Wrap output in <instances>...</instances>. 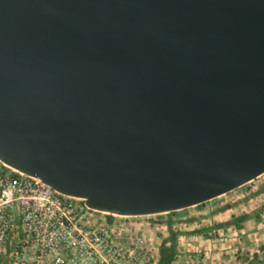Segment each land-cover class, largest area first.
<instances>
[{
    "label": "water",
    "instance_id": "95a60500",
    "mask_svg": "<svg viewBox=\"0 0 264 264\" xmlns=\"http://www.w3.org/2000/svg\"><path fill=\"white\" fill-rule=\"evenodd\" d=\"M0 164L145 217L264 174V0H0Z\"/></svg>",
    "mask_w": 264,
    "mask_h": 264
},
{
    "label": "rangeland",
    "instance_id": "374dc122",
    "mask_svg": "<svg viewBox=\"0 0 264 264\" xmlns=\"http://www.w3.org/2000/svg\"><path fill=\"white\" fill-rule=\"evenodd\" d=\"M80 225L91 236V249L78 264H264V174L170 215L118 217L87 210ZM51 261L52 256L34 257L30 264Z\"/></svg>",
    "mask_w": 264,
    "mask_h": 264
},
{
    "label": "built area",
    "instance_id": "2783aa9c",
    "mask_svg": "<svg viewBox=\"0 0 264 264\" xmlns=\"http://www.w3.org/2000/svg\"><path fill=\"white\" fill-rule=\"evenodd\" d=\"M3 168L0 250L17 232L28 253L37 259L52 256L51 264H78L80 258H87L91 236L82 230L80 221L90 209L84 201L61 195L37 178Z\"/></svg>",
    "mask_w": 264,
    "mask_h": 264
},
{
    "label": "crops",
    "instance_id": "0c3cea01",
    "mask_svg": "<svg viewBox=\"0 0 264 264\" xmlns=\"http://www.w3.org/2000/svg\"><path fill=\"white\" fill-rule=\"evenodd\" d=\"M4 172L5 169L0 167V174H4ZM21 242V235L14 232L8 238L5 247L0 250V264H30L34 257L28 253V247L23 246Z\"/></svg>",
    "mask_w": 264,
    "mask_h": 264
},
{
    "label": "trees",
    "instance_id": "16d2710c",
    "mask_svg": "<svg viewBox=\"0 0 264 264\" xmlns=\"http://www.w3.org/2000/svg\"><path fill=\"white\" fill-rule=\"evenodd\" d=\"M170 214H173V213H169V215H170Z\"/></svg>",
    "mask_w": 264,
    "mask_h": 264
},
{
    "label": "bare ground",
    "instance_id": "6f19581e",
    "mask_svg": "<svg viewBox=\"0 0 264 264\" xmlns=\"http://www.w3.org/2000/svg\"><path fill=\"white\" fill-rule=\"evenodd\" d=\"M16 172V171H15Z\"/></svg>",
    "mask_w": 264,
    "mask_h": 264
}]
</instances>
